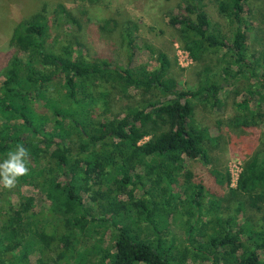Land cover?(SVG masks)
I'll list each match as a JSON object with an SVG mask.
<instances>
[{"label": "trees", "instance_id": "trees-1", "mask_svg": "<svg viewBox=\"0 0 264 264\" xmlns=\"http://www.w3.org/2000/svg\"><path fill=\"white\" fill-rule=\"evenodd\" d=\"M249 1L217 0L231 36L204 0L179 1L170 18L176 40L207 76L195 88L155 46L157 68L124 69L109 54L91 56L77 38L50 46L44 15L17 23L18 53L0 73V160L23 144L29 173L11 190L18 202L0 187V264H264V149L235 187L229 170L210 171L216 184L195 180L186 160L211 163L196 102L220 106V94L242 80L254 84L237 120L264 127V52L250 47ZM135 47L130 40L129 61ZM104 85L121 104L97 113L101 99L110 102L97 98ZM23 186L50 202L35 210Z\"/></svg>", "mask_w": 264, "mask_h": 264}, {"label": "rangeland", "instance_id": "rangeland-1", "mask_svg": "<svg viewBox=\"0 0 264 264\" xmlns=\"http://www.w3.org/2000/svg\"><path fill=\"white\" fill-rule=\"evenodd\" d=\"M180 0H0V73L9 66L18 48L11 44V38L17 23L31 20L36 15H44L49 22L48 43L61 46L77 38L85 45L86 52L93 57L101 54L111 55L121 68H138L146 65L152 70L158 67L155 53L151 46L167 52L172 60L171 70L188 87H197L207 78L200 75L202 66L191 59L176 40V27L170 18L177 13ZM205 9L213 22L221 25V30L231 36L232 30L227 21L218 12L217 0H204ZM79 20L81 27L67 22L61 6ZM248 17L252 23L250 34L251 50L264 52V0L248 2ZM59 11V12H58ZM109 20L110 23L106 24ZM105 25V26H104ZM134 39L135 56L129 61L128 42ZM183 68V69H181ZM254 81H240L228 87L220 98L222 105L211 107L196 102L195 118L197 122L210 130L207 141L211 163L205 165L201 160L187 158V163L195 173V180L216 184L213 168L225 172L229 170L232 186L245 164L256 152L264 149V127L244 126L237 120L241 115L238 101L250 97L248 88ZM97 98L109 97L110 102L101 99L97 113L120 108L117 89L111 85L95 89ZM136 93L133 91L132 95ZM99 96V97H98ZM256 99V98H254ZM130 102L133 100L130 98ZM139 101L140 98H137ZM256 100L253 101V104ZM113 104L115 107H112ZM2 162V160H0ZM24 196L35 198V210L50 202L47 195L34 187L23 186ZM13 199L18 202L20 196L11 191ZM256 220L260 214L255 213ZM262 222V221H260ZM178 236H184L180 223L174 225ZM190 264H195L190 262Z\"/></svg>", "mask_w": 264, "mask_h": 264}, {"label": "clouds", "instance_id": "clouds-1", "mask_svg": "<svg viewBox=\"0 0 264 264\" xmlns=\"http://www.w3.org/2000/svg\"><path fill=\"white\" fill-rule=\"evenodd\" d=\"M29 156V150L23 144L8 151L0 162V187L11 191L17 186L18 180L29 173Z\"/></svg>", "mask_w": 264, "mask_h": 264}, {"label": "built area", "instance_id": "built-area-1", "mask_svg": "<svg viewBox=\"0 0 264 264\" xmlns=\"http://www.w3.org/2000/svg\"><path fill=\"white\" fill-rule=\"evenodd\" d=\"M187 52V51H186ZM189 54V53H188ZM190 56V55H189ZM240 174V173H239ZM238 177H239V175H238ZM238 179V178H237Z\"/></svg>", "mask_w": 264, "mask_h": 264}]
</instances>
